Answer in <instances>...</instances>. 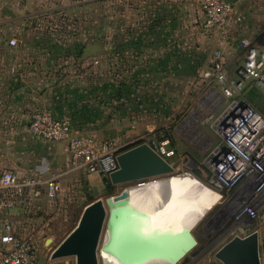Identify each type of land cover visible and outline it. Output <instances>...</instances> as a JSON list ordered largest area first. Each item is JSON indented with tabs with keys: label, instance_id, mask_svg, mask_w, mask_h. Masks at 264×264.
Returning a JSON list of instances; mask_svg holds the SVG:
<instances>
[{
	"label": "rangeland",
	"instance_id": "obj_1",
	"mask_svg": "<svg viewBox=\"0 0 264 264\" xmlns=\"http://www.w3.org/2000/svg\"><path fill=\"white\" fill-rule=\"evenodd\" d=\"M20 1L10 10L26 20L15 18L9 26L0 22L5 26L4 31L0 28V45L7 37L17 36L21 47L37 51L34 56L42 65L43 76L40 85H32L30 90L37 92L31 115L35 109L49 108L118 151L161 131L176 147L175 171L170 175L115 185L110 192L103 176L90 178L85 173L64 179L58 198L45 195L41 203L47 215L43 226L33 231L42 230L33 239L40 256L46 257L45 264H77L74 255H52L91 200L101 199L106 207L102 243L110 219L107 200L122 192L130 194L145 213L192 230L198 244L177 264H224L217 257L219 249L240 232L249 235L254 231L260 234L264 264V191L245 181L221 192L210 185L207 158L221 141L219 127L227 103L221 85L207 73L216 52L224 57V50L214 39L215 32L204 30L198 0ZM3 9L0 7V15H8ZM218 36L226 43L231 40ZM251 41L254 47H264L258 40ZM239 44L242 54L249 57L248 48ZM14 55L11 53V61ZM226 66L237 79L246 65ZM251 82L246 81L244 91ZM256 85L259 101L251 103L261 110L264 89ZM243 95L249 99L247 92ZM121 103L133 105L135 112L127 106L118 109ZM127 112L130 120L125 117ZM17 140L16 134H0V157H18ZM40 159L35 157L29 165L17 168L32 169ZM5 169L10 167L0 166ZM180 175L182 179L175 181H152ZM140 183L146 187L133 188ZM249 208L254 209L253 216ZM98 259L102 264L100 252Z\"/></svg>",
	"mask_w": 264,
	"mask_h": 264
},
{
	"label": "built area",
	"instance_id": "obj_2",
	"mask_svg": "<svg viewBox=\"0 0 264 264\" xmlns=\"http://www.w3.org/2000/svg\"><path fill=\"white\" fill-rule=\"evenodd\" d=\"M198 2L204 15V30L217 32L228 41L232 22L235 18L237 22L241 20L235 4L230 0ZM251 42L249 39L240 42L242 48L249 51V62L240 71L241 78L229 75L221 51L216 52L211 70L207 73L221 85L227 103L219 127L221 141L207 158L210 185L216 192L232 190L244 181L254 186L255 190L264 191V114L243 95L249 79L264 89V47H254ZM18 44L17 36L8 39L11 47ZM17 71L15 65L10 67L11 73ZM30 131L46 141H66L69 165L64 170H48L32 175H20L12 169L0 173V264H39L37 241L21 237L18 232L14 218L18 207L26 204L35 206L45 195L52 200L58 198L62 182L70 172L83 171L109 177L119 169L117 155L120 151L92 135L77 132L69 117L58 116L49 108L35 109L31 115ZM142 138V143L149 144L174 166L176 147L165 131ZM248 212L251 216L255 214L253 208H249ZM237 236L247 235L240 232Z\"/></svg>",
	"mask_w": 264,
	"mask_h": 264
},
{
	"label": "crops",
	"instance_id": "obj_3",
	"mask_svg": "<svg viewBox=\"0 0 264 264\" xmlns=\"http://www.w3.org/2000/svg\"><path fill=\"white\" fill-rule=\"evenodd\" d=\"M230 1L235 4L236 12L241 17L239 22H237L235 18L230 26L231 40L226 43L219 40L220 37L218 33L215 32L212 34L215 36L214 39L217 40V44L220 42L221 48L224 50L226 64L229 65L233 63L234 66L237 64L244 66L248 64V56H245V53L242 54L244 49L239 48V43L243 39L257 41L258 37L264 33V0ZM20 2V0H0V7H4L3 11L8 13V15H0V22L7 23L8 26L12 25L11 21L15 18H20L21 22H25L26 18L23 14L15 17L10 10L11 7L19 5ZM0 28L4 31L5 26H0ZM6 29L8 28L6 27ZM1 37L0 34V38ZM10 37L2 41L4 45H0V134H16L18 140L15 144L20 148V152L18 153V157L16 156L15 158H10L8 156L0 157V166L10 167V169L17 171L20 175H32L34 173L47 172L48 170H64L69 165L67 142L46 141L34 136L30 131L31 110L33 111V108L36 106L35 100L37 97V92L31 93L30 90H32V85L35 87L40 85L39 83H41L43 76L41 70L42 65L40 61L35 60L36 57L34 56L37 54V51H33L34 49H31V47H21L20 43L16 47L9 46L8 39ZM11 49L13 50L11 51ZM11 53L15 54L14 60L12 61ZM30 54L33 56H30ZM12 65H15L18 69L15 74L10 72V67ZM253 90L255 91V88L250 84L246 91L247 96L248 92L252 93ZM20 96H22L23 100ZM258 97L259 96H256L253 92L254 99L252 100L258 102ZM123 107L124 106L120 104L118 109L121 110ZM28 109L29 112H26ZM260 111L264 114V106ZM58 116L64 117L62 115ZM125 117L127 120L132 118L129 116L128 112L125 114ZM73 125L75 128L74 123ZM75 130L79 133H84V131H80L79 129L75 128ZM99 132L100 131H98V133ZM9 143L6 144L7 148ZM35 157L37 160L41 159L34 168H20L21 170L17 168L29 165L31 160H34ZM2 171L3 170H0V173ZM81 174H85V172L73 171L68 173L64 179L76 177ZM93 174H89V177L91 178ZM102 182L104 181L102 180ZM140 186L146 187V185L143 184ZM44 198L46 197L42 196L41 202L45 200ZM41 202H37L35 206L26 204L15 210L14 218L21 237L34 238L35 235L41 234V229L37 230V234L33 232L35 230L34 227L43 226L45 216L47 215L45 207ZM36 206L40 210L34 211ZM35 223L38 225H35Z\"/></svg>",
	"mask_w": 264,
	"mask_h": 264
},
{
	"label": "water",
	"instance_id": "obj_4",
	"mask_svg": "<svg viewBox=\"0 0 264 264\" xmlns=\"http://www.w3.org/2000/svg\"><path fill=\"white\" fill-rule=\"evenodd\" d=\"M117 160L119 169L109 176L113 185L163 177L175 171L174 166L147 143L118 153ZM93 189L97 193V187L94 186ZM106 217L103 200L97 199L87 204L78 224L55 249L52 257L74 255L77 264H100L98 255L101 253ZM197 244L198 240L193 234L188 238L166 236L162 231L148 230L129 223L118 237L115 253L130 261L135 259L137 262H145L161 258L177 264ZM217 257L224 264H261L259 232L254 231L245 237L235 236L219 249ZM45 261L46 257L41 256L39 264H45Z\"/></svg>",
	"mask_w": 264,
	"mask_h": 264
},
{
	"label": "bare ground",
	"instance_id": "obj_5",
	"mask_svg": "<svg viewBox=\"0 0 264 264\" xmlns=\"http://www.w3.org/2000/svg\"><path fill=\"white\" fill-rule=\"evenodd\" d=\"M188 175L192 176L190 174ZM169 178L171 181H175L182 179V175H180V177L160 178L152 181L166 180ZM133 188L139 189L143 187L136 185ZM211 193L215 196V198H218V195L213 193V191H211ZM108 210L110 215V221L108 224L109 227L106 230L103 242L101 244V257L103 260L102 264H172L171 262L161 258L150 259L145 262H137L135 259L130 261L125 260L123 255L116 254L115 249L118 237L124 226L129 223L137 224L138 227L143 226L148 230H156L159 232L162 231V233H164L166 236L188 238L192 235L191 229L187 228L182 230L180 225L177 227L160 217L145 213L143 210H141L140 205H136L133 197L130 194H124L122 192L119 195L110 198L108 202Z\"/></svg>",
	"mask_w": 264,
	"mask_h": 264
},
{
	"label": "trees",
	"instance_id": "obj_6",
	"mask_svg": "<svg viewBox=\"0 0 264 264\" xmlns=\"http://www.w3.org/2000/svg\"><path fill=\"white\" fill-rule=\"evenodd\" d=\"M258 44L259 45H261L262 44V46H263V44H264V35L262 34L260 37H258ZM254 88H255V91H256V88H258L257 87V85H256V83H254V82H251L250 83ZM249 84V85H250ZM245 89H246V87H245ZM244 89V90H245ZM255 91L253 90L252 91V93L251 92H248V97H249V101L250 102H252L253 100L252 99H254L253 98V92H254V94L256 95V96H258L256 93H255ZM245 93H246V91H244ZM123 106H127L126 108H129L132 112V114L135 112V107H133V105H128V104H125V103H121ZM259 110V109H258ZM128 114H129V112H128ZM129 116H131L130 114H129ZM134 145H129V146H126V147H124V148H122L120 151L122 152V151H124V150H126V149H129V148H131V147H133ZM103 181H104V183L106 184V188H107V190H109L110 192H113V190H114V187H115V185H113L112 183H111V181H110V179H109V177H104L103 178ZM93 200H91V202H92ZM35 208V207H34ZM39 208H37V206H36V208L34 209V211H37ZM40 210V209H39Z\"/></svg>",
	"mask_w": 264,
	"mask_h": 264
}]
</instances>
